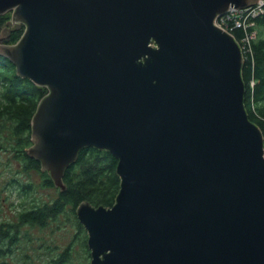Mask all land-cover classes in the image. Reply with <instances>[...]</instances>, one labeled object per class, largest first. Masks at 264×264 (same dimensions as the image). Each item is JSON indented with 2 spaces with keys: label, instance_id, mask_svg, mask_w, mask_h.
Masks as SVG:
<instances>
[{
  "label": "water",
  "instance_id": "water-1",
  "mask_svg": "<svg viewBox=\"0 0 264 264\" xmlns=\"http://www.w3.org/2000/svg\"><path fill=\"white\" fill-rule=\"evenodd\" d=\"M257 0H0V55L46 93L26 153L60 192L80 150L117 160L111 207L82 201L90 264H264V136L239 42Z\"/></svg>",
  "mask_w": 264,
  "mask_h": 264
},
{
  "label": "trees",
  "instance_id": "trees-1",
  "mask_svg": "<svg viewBox=\"0 0 264 264\" xmlns=\"http://www.w3.org/2000/svg\"><path fill=\"white\" fill-rule=\"evenodd\" d=\"M10 16H0V32ZM248 23L252 26L234 27L230 33L240 43L241 39L255 30V38L242 48L244 65L242 79L245 85L244 105L250 121L261 129L264 136V5L262 12L255 17L249 16ZM235 26V21L230 23ZM229 29V28H228ZM23 27L18 31H11L8 37L2 39L3 43H13L22 34ZM251 82L253 84L251 85ZM0 119L13 120L12 130L19 147L13 149L21 156L22 166L25 170H40V163L26 153V147L31 144V118L37 104L46 93L44 87L31 82L28 78L17 75L15 66L9 59L0 55ZM19 156V157H20ZM117 160L109 151L86 147L80 150L77 160L66 169L63 182L68 188L58 191V196L52 204H37L21 210L18 215V224L40 225L46 223L48 218L56 217L57 213L66 205H70L75 216L79 232L84 234V246L88 248L87 233L84 226L76 216V208L82 201H88L94 206L103 205L111 207L119 189L120 178L116 173ZM42 185L54 187L47 172H41ZM34 183L17 181L18 191L29 194ZM18 224L8 223L0 225V264H3L6 255L18 239ZM68 249L60 254L54 264H61L67 260Z\"/></svg>",
  "mask_w": 264,
  "mask_h": 264
},
{
  "label": "rangeland",
  "instance_id": "rangeland-1",
  "mask_svg": "<svg viewBox=\"0 0 264 264\" xmlns=\"http://www.w3.org/2000/svg\"><path fill=\"white\" fill-rule=\"evenodd\" d=\"M258 8H261L260 5ZM260 13L261 11L256 15ZM4 15L11 16V13ZM249 34L252 39L255 38V30ZM247 36V39L243 38L239 43L241 49L251 40ZM12 124L13 120L4 116L0 119V225L18 224V215L22 209L37 204L50 205L59 191L55 187L42 185L40 170L23 169L21 156L13 150L20 147L15 142L18 141L16 135L11 132ZM31 145L32 143L25 149ZM17 181L32 182L34 187L25 195L16 188ZM18 233L17 242L11 247L3 264H54L66 249L68 257L61 264H90V250L84 246L85 236L79 232L70 205L62 208L56 217L48 218L42 226L18 224Z\"/></svg>",
  "mask_w": 264,
  "mask_h": 264
},
{
  "label": "built area",
  "instance_id": "built-area-1",
  "mask_svg": "<svg viewBox=\"0 0 264 264\" xmlns=\"http://www.w3.org/2000/svg\"><path fill=\"white\" fill-rule=\"evenodd\" d=\"M256 3L258 5H260L261 8H258V5L254 4L253 6H250V7L245 8V9L230 10L227 13H225L224 15L220 16L217 19L216 23L218 25H220L221 27H223L224 29H226L227 31H229V32L234 27H244V28H246L248 26H252L253 23H248L247 18L249 16H252V17L257 16L256 13H258L259 11L262 12V7L264 5V0H257ZM232 21H235V26L234 25L233 26L230 25V23ZM247 24H251V25H247ZM247 37L248 36H246L244 38L247 39ZM249 37L251 38L250 34H249Z\"/></svg>",
  "mask_w": 264,
  "mask_h": 264
},
{
  "label": "clouds",
  "instance_id": "clouds-1",
  "mask_svg": "<svg viewBox=\"0 0 264 264\" xmlns=\"http://www.w3.org/2000/svg\"><path fill=\"white\" fill-rule=\"evenodd\" d=\"M253 6V5H252ZM250 7V6H249ZM252 85V84H251Z\"/></svg>",
  "mask_w": 264,
  "mask_h": 264
}]
</instances>
